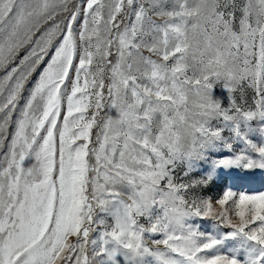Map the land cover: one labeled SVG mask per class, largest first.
Wrapping results in <instances>:
<instances>
[{
    "label": "snow or ice",
    "instance_id": "6c2138e0",
    "mask_svg": "<svg viewBox=\"0 0 264 264\" xmlns=\"http://www.w3.org/2000/svg\"><path fill=\"white\" fill-rule=\"evenodd\" d=\"M257 181L264 0H0V264H264Z\"/></svg>",
    "mask_w": 264,
    "mask_h": 264
},
{
    "label": "rangeland",
    "instance_id": "374dc122",
    "mask_svg": "<svg viewBox=\"0 0 264 264\" xmlns=\"http://www.w3.org/2000/svg\"><path fill=\"white\" fill-rule=\"evenodd\" d=\"M215 94L219 97H223V93L221 92V90L219 88H217L215 90ZM224 103H227V100H224ZM254 141L257 140V138H253ZM224 187H226V185H221V186H214V187H210L208 189H205L203 191V194L206 197H211L213 199V202L215 201V199L222 193ZM234 190L236 191H248L250 193H258L261 191H264V185H262L260 182H254L251 183L249 185H246L245 187L241 188L239 186H235ZM218 208V206H216ZM196 224H198L201 228V230L203 231H212L213 230V224L214 222L211 220H197L195 221ZM223 231H228V229H223Z\"/></svg>",
    "mask_w": 264,
    "mask_h": 264
}]
</instances>
